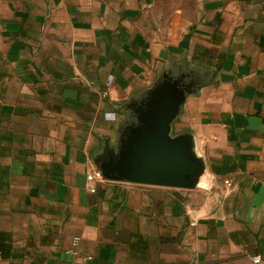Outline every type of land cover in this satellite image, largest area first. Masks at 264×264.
Here are the masks:
<instances>
[{"label":"crops","instance_id":"0c3cea01","mask_svg":"<svg viewBox=\"0 0 264 264\" xmlns=\"http://www.w3.org/2000/svg\"><path fill=\"white\" fill-rule=\"evenodd\" d=\"M153 1L0 0V264H264V0ZM164 76L196 186L87 191Z\"/></svg>","mask_w":264,"mask_h":264},{"label":"water","instance_id":"95a60500","mask_svg":"<svg viewBox=\"0 0 264 264\" xmlns=\"http://www.w3.org/2000/svg\"><path fill=\"white\" fill-rule=\"evenodd\" d=\"M186 91L179 80L164 76L136 109L137 125L126 127L117 150L97 161L103 180L192 189L204 165L187 134L171 135Z\"/></svg>","mask_w":264,"mask_h":264},{"label":"rangeland","instance_id":"374dc122","mask_svg":"<svg viewBox=\"0 0 264 264\" xmlns=\"http://www.w3.org/2000/svg\"><path fill=\"white\" fill-rule=\"evenodd\" d=\"M193 5L194 2L191 0H154L149 8L146 21H149V27L156 22L158 24L163 22V26L166 28L176 9H182L185 13H190L194 12Z\"/></svg>","mask_w":264,"mask_h":264},{"label":"built area","instance_id":"2783aa9c","mask_svg":"<svg viewBox=\"0 0 264 264\" xmlns=\"http://www.w3.org/2000/svg\"><path fill=\"white\" fill-rule=\"evenodd\" d=\"M103 179L100 175V172L98 170L91 172L89 174H87L86 176V182H85V187L87 189V191H93L96 187V185L101 182ZM78 245V238H75L73 240V246H77ZM71 253L75 254L76 252L71 249L70 250ZM91 257H87V259H90ZM260 261V258L255 257L253 258V262L258 263Z\"/></svg>","mask_w":264,"mask_h":264},{"label":"clouds","instance_id":"9594fccd","mask_svg":"<svg viewBox=\"0 0 264 264\" xmlns=\"http://www.w3.org/2000/svg\"><path fill=\"white\" fill-rule=\"evenodd\" d=\"M115 117H114V113L113 112H106L105 113V119H107V120H112V119H114Z\"/></svg>","mask_w":264,"mask_h":264}]
</instances>
